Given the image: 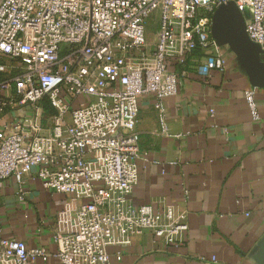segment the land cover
I'll use <instances>...</instances> for the list:
<instances>
[{
	"label": "built area",
	"instance_id": "1",
	"mask_svg": "<svg viewBox=\"0 0 264 264\" xmlns=\"http://www.w3.org/2000/svg\"><path fill=\"white\" fill-rule=\"evenodd\" d=\"M228 3L247 17L249 38L264 51V0H0V191L14 181L24 201L31 177L67 198L56 215L55 254L0 236V264L52 257L112 264L110 247L146 233L183 245L186 212L136 209L129 200L138 183L139 99L153 95L163 113L180 85L172 66L196 51L206 55L202 76L227 68L211 26ZM244 96L260 120L256 89Z\"/></svg>",
	"mask_w": 264,
	"mask_h": 264
},
{
	"label": "crops",
	"instance_id": "2",
	"mask_svg": "<svg viewBox=\"0 0 264 264\" xmlns=\"http://www.w3.org/2000/svg\"><path fill=\"white\" fill-rule=\"evenodd\" d=\"M224 53L227 68L205 77L199 72L204 53L191 54L186 69L173 65L180 85L163 113L153 95L139 99L138 183L129 200L136 209L172 205L186 212L183 245H166L146 233L130 245L110 247L112 264H258L253 254L264 237V89L255 88L261 117L255 121L244 96L253 88L250 79ZM23 188L24 201L14 181L0 191V236L53 255L56 215L67 198L31 177ZM35 263L61 264L54 257Z\"/></svg>",
	"mask_w": 264,
	"mask_h": 264
},
{
	"label": "water",
	"instance_id": "3",
	"mask_svg": "<svg viewBox=\"0 0 264 264\" xmlns=\"http://www.w3.org/2000/svg\"><path fill=\"white\" fill-rule=\"evenodd\" d=\"M246 19L234 3L221 5L212 18L211 36L218 47L235 57L253 88L264 89V51L249 38ZM253 256L264 264V237Z\"/></svg>",
	"mask_w": 264,
	"mask_h": 264
},
{
	"label": "rangeland",
	"instance_id": "4",
	"mask_svg": "<svg viewBox=\"0 0 264 264\" xmlns=\"http://www.w3.org/2000/svg\"><path fill=\"white\" fill-rule=\"evenodd\" d=\"M155 30H156V27L152 24V26L148 32L149 45L153 44V42L155 41Z\"/></svg>",
	"mask_w": 264,
	"mask_h": 264
},
{
	"label": "trees",
	"instance_id": "5",
	"mask_svg": "<svg viewBox=\"0 0 264 264\" xmlns=\"http://www.w3.org/2000/svg\"><path fill=\"white\" fill-rule=\"evenodd\" d=\"M194 53H201L200 51H196ZM188 65V62H186V64L184 66L178 67V69H186ZM177 67V65H175Z\"/></svg>",
	"mask_w": 264,
	"mask_h": 264
}]
</instances>
